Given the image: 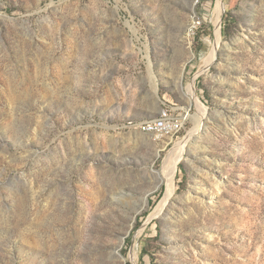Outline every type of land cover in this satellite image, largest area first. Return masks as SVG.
Returning a JSON list of instances; mask_svg holds the SVG:
<instances>
[{
    "label": "rangeland",
    "instance_id": "1",
    "mask_svg": "<svg viewBox=\"0 0 264 264\" xmlns=\"http://www.w3.org/2000/svg\"><path fill=\"white\" fill-rule=\"evenodd\" d=\"M0 264H264V0H0Z\"/></svg>",
    "mask_w": 264,
    "mask_h": 264
},
{
    "label": "bare ground",
    "instance_id": "2",
    "mask_svg": "<svg viewBox=\"0 0 264 264\" xmlns=\"http://www.w3.org/2000/svg\"><path fill=\"white\" fill-rule=\"evenodd\" d=\"M222 9H223L222 4H219L218 13H217L216 42H215L212 52L210 53L208 57L207 65H210L214 61V59L216 58L217 51L220 47L221 35H220L219 24L221 20L220 12ZM186 96L188 97L189 100L195 101L197 108L200 109L199 114L201 115H199V117L197 116L198 117L197 120L199 121L193 133L189 137H187L185 140L176 143L174 149L170 152L169 156L167 157L162 169L157 172V175H158L157 177L159 178L160 185H164L166 187V194H165L164 199L162 200V202L160 203V205L158 206L156 210V215L159 214L166 207V205L172 198H174L175 192H176L175 177H176L178 166L180 162L184 160V156L187 151L188 144L191 141L190 139L192 137H195V135L198 134L203 127L202 119L205 117L206 111L201 101L198 98H196L194 85H191L188 88V92L186 93Z\"/></svg>",
    "mask_w": 264,
    "mask_h": 264
},
{
    "label": "built area",
    "instance_id": "3",
    "mask_svg": "<svg viewBox=\"0 0 264 264\" xmlns=\"http://www.w3.org/2000/svg\"><path fill=\"white\" fill-rule=\"evenodd\" d=\"M131 125L145 134L156 135L158 138L176 135L184 128L182 121L175 117L170 109H162L155 118L136 124L131 122Z\"/></svg>",
    "mask_w": 264,
    "mask_h": 264
}]
</instances>
